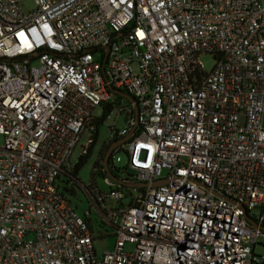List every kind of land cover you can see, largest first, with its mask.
Returning <instances> with one entry per match:
<instances>
[{
  "label": "built area",
  "instance_id": "1",
  "mask_svg": "<svg viewBox=\"0 0 264 264\" xmlns=\"http://www.w3.org/2000/svg\"><path fill=\"white\" fill-rule=\"evenodd\" d=\"M21 1L0 0V264H264V0ZM108 102L133 174L104 180L114 209L88 192L98 256L58 182Z\"/></svg>",
  "mask_w": 264,
  "mask_h": 264
},
{
  "label": "rangeland",
  "instance_id": "2",
  "mask_svg": "<svg viewBox=\"0 0 264 264\" xmlns=\"http://www.w3.org/2000/svg\"><path fill=\"white\" fill-rule=\"evenodd\" d=\"M20 8L25 13L28 14L34 9L33 0H22L20 2ZM205 72H210L213 67L215 66L214 60L212 56L204 55L200 58ZM94 115L97 118L101 117V110L97 108L94 112ZM117 116V109H114V111L109 115V117L103 121L102 124L99 125L98 128V139L97 143L94 149L93 154L87 161L86 165L80 170L78 173V185L72 186L69 185L68 188L73 189V195H67L66 199L69 202L70 207L73 209L75 214L79 217L84 219L85 216L89 218L90 220L97 222L103 220L102 216L97 213V211L93 208V205L90 203V199L88 196V188L89 191L91 189H94L96 193H100L103 195V205L102 211L103 213L106 211H109L111 209H114L118 206L117 202L109 197H105L109 194L111 188L105 183L104 179L108 178V176L105 175L102 176H96L94 181L91 182L90 176L92 172V167L94 165V162L96 160L99 161L101 158V155L105 154V147L107 145V134H108V127L113 125V122ZM261 126L264 129V105H263V113H262V119H261ZM123 127V121L122 118L118 120L117 128ZM86 142V136L82 137L78 146L76 147L71 159H70V165L71 167L74 166V164L77 161L78 156L80 155V146L83 145ZM3 138L0 136V147L3 146ZM120 151L115 153L112 157V170L111 173L120 179H125L127 176L131 177L133 174V171L129 168H127L128 163V157L127 154L124 152L126 147L120 146ZM164 171L159 172V177L165 176ZM109 179V178H108ZM62 180V177H60V181ZM59 183V182H58ZM60 185V183H59ZM115 187V186H114ZM87 190V191H86ZM123 194L125 195L126 190L123 188L121 189ZM136 195V193H134ZM127 203V201H124V204ZM89 212V215L87 213ZM95 232V231H94ZM96 233V232H95ZM102 233V232H100ZM98 233L95 234V242H94V250L96 254L99 256L103 254L104 252H109L114 246V239L112 237V230L110 227L107 226L106 233H102L104 236L102 239H99ZM255 254L259 256H264V246H257L255 249Z\"/></svg>",
  "mask_w": 264,
  "mask_h": 264
},
{
  "label": "trees",
  "instance_id": "3",
  "mask_svg": "<svg viewBox=\"0 0 264 264\" xmlns=\"http://www.w3.org/2000/svg\"><path fill=\"white\" fill-rule=\"evenodd\" d=\"M128 103V102H126ZM101 110V117L99 119H97L95 121V123H98L97 125H93V131L90 133V144L89 147L87 149V152L83 155L78 156L76 163L74 164L73 167L66 169L63 168V172L61 173L60 177H62V180L59 181L60 185L59 188L62 191V193L64 194V196L67 197V195H73V186L78 185V173L80 172V170L84 167V165H86L87 161L89 160V158L91 157V155L94 152L96 143H97V139H98V128L99 125L103 123L104 120H106L109 115L114 111V109H116V104L113 102H108L106 104H104L103 106L98 107ZM117 139H112V140H108L107 145L105 147V153L108 150L109 146L115 142H117ZM121 149L120 147L115 149L109 159V170L111 171L112 168V157L115 153L119 152ZM124 152L126 153V151L124 150ZM127 154V153H126ZM105 155V154H104ZM104 155H101V158L98 160H96L94 162V165L92 167V172H91V182L94 181L96 176H104L105 175V170L103 167V158ZM118 178V177H116ZM106 179V178H105ZM104 179V180H105ZM69 185L72 186V188H68ZM90 188H88L86 191L87 192H91L93 189H91L89 191ZM131 193L129 191H126L125 197L127 198L128 196H130ZM89 215V214H87ZM85 222L88 224L90 230L96 234L98 233V237L99 239L103 238V234L102 233H106V229H107V225L101 220L99 222H97L96 220L92 221L89 218H87V216L84 217ZM96 233H95V232ZM102 232V233H100Z\"/></svg>",
  "mask_w": 264,
  "mask_h": 264
},
{
  "label": "water",
  "instance_id": "4",
  "mask_svg": "<svg viewBox=\"0 0 264 264\" xmlns=\"http://www.w3.org/2000/svg\"><path fill=\"white\" fill-rule=\"evenodd\" d=\"M106 50H107V49H106ZM109 90H110L111 92L116 93L115 91L111 90L110 88H109ZM117 94L120 95L121 97L125 98L129 103L134 104V101H133L129 96L124 95V94H121V93H118V92H117ZM134 130H135V127L133 128V130L130 132V134H129L127 137H125V138H123V139H121V140H119V141H117V142L111 144V145L109 146L108 150L106 151L105 155H104V158H103V167H104L105 173H106V175L108 176V178H109L112 182H114V183L121 184L122 182H120V180H119L118 178H116V177L111 173V171L109 170V159H110V157H111V155H112V153H113V151H114L115 149L119 148L120 146L125 145V143L127 142V140H128V139L131 137V135L133 134V131H134ZM163 184H165V182L154 183V184L152 185V187H158V186H161V185H163ZM145 186H146V185H144V184H130V185H127V187H129V188H137V189H140V188L145 187ZM249 223L251 224V226L255 227V225H254L253 223H251V222H249ZM261 230L264 232V228H261Z\"/></svg>",
  "mask_w": 264,
  "mask_h": 264
}]
</instances>
